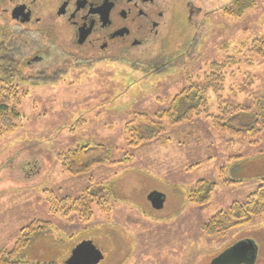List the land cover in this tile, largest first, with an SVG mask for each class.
Listing matches in <instances>:
<instances>
[{
    "label": "rangeland",
    "instance_id": "1",
    "mask_svg": "<svg viewBox=\"0 0 264 264\" xmlns=\"http://www.w3.org/2000/svg\"><path fill=\"white\" fill-rule=\"evenodd\" d=\"M12 1L0 0V44L4 34L18 30L10 15H3ZM234 1L194 0L202 14L189 34L194 37L189 57L158 74L144 76L105 63L26 66L22 60L33 55L37 41L32 50L9 44L20 61L13 82L26 95L16 130L0 137V249L10 250L22 227L44 219L52 226L32 237L19 256L23 264H66L75 246L87 240L102 248L104 257L97 264H264V212L223 233L208 235L201 228L218 211L244 202L264 177V57L248 51L253 40L264 39V0H254L237 18L223 10ZM175 43L172 55L179 53ZM229 56L237 63L224 67L223 102L251 109L248 114L257 117L260 127L253 139L217 131L201 115L172 126L165 118L159 136L151 138L146 127L141 133L147 139L131 145L126 123L135 119L133 125H148V118L182 88L199 83L211 63H224ZM58 57L53 52L49 61ZM207 97L209 112L217 113L216 96ZM137 113L148 118L134 117ZM85 144L106 145L113 163L68 175L57 154ZM222 168L225 178L236 182L223 183ZM199 179L216 184L202 205L186 197ZM44 189L58 197L89 190L103 195L110 211L94 204L88 222H67L48 214ZM153 191L164 197L160 210L152 209L147 198ZM241 243L252 245L251 263L246 251L237 255L239 261L223 259Z\"/></svg>",
    "mask_w": 264,
    "mask_h": 264
},
{
    "label": "trees",
    "instance_id": "2",
    "mask_svg": "<svg viewBox=\"0 0 264 264\" xmlns=\"http://www.w3.org/2000/svg\"><path fill=\"white\" fill-rule=\"evenodd\" d=\"M255 4L254 0H235L231 5L226 6L224 13L237 18L242 16L249 8ZM248 51L255 53L258 57H264V39L253 40ZM0 44V137L14 132L17 128L16 120L19 116L18 108L21 99L26 95L25 91H20L18 85L13 82L15 73L14 65L20 63L15 56L12 47H5ZM237 61L235 57L229 56L224 63H211L209 72H205L199 83H191L188 87L182 88L179 94L175 95L168 105L159 112L147 117L146 114L137 113L149 119L148 125H133L135 119L126 123L125 135L133 138L131 145H138L142 139L141 132L149 128L150 137L159 136L164 130L161 121L165 118L170 126L182 124L185 121H192L196 116L204 115L209 120L210 126L217 131L226 132L241 138H254L260 131L259 122L255 115H249L248 106L226 104L223 102L224 92L223 70L229 64L234 65ZM211 94L216 96L219 103L218 112H209L208 97ZM248 116H247V115ZM247 119V121H246ZM78 124V123H77ZM76 124V125H77ZM150 137L148 139H150ZM135 139V140H134ZM252 144V140L249 141ZM60 167L68 175L76 176L88 172L96 165L112 164L110 160V150L106 145H80L66 151L60 152L56 156ZM224 168V166H223ZM223 168L220 170V177L223 183L233 184L236 180L225 178ZM257 185L256 189L249 193L244 202H233L228 210L218 211L202 225V231L208 235L223 233L229 228L241 225L251 220L253 217L264 212V177ZM193 188L187 193V199L196 205L208 202L210 192L216 184L213 181L199 179L193 184ZM43 201L47 205L48 214L52 217L72 222L86 223L92 217V206L97 204L101 212L107 214L110 207L106 204V198L98 193L85 190L77 196L58 197L53 191L44 189L42 191ZM52 226L51 221L44 219H34L22 227L14 242V246L7 250L0 249V264H23L19 256L27 247L32 237L40 232L49 231ZM231 256L234 261H239L237 254L232 250L224 252V258ZM248 256L246 261L250 262ZM53 264V263H44Z\"/></svg>",
    "mask_w": 264,
    "mask_h": 264
},
{
    "label": "flooded vegetation",
    "instance_id": "3",
    "mask_svg": "<svg viewBox=\"0 0 264 264\" xmlns=\"http://www.w3.org/2000/svg\"><path fill=\"white\" fill-rule=\"evenodd\" d=\"M15 7L21 8L17 20L11 17ZM201 14L194 0H13L3 15H10L18 30L2 41L15 50H32L37 41L33 55L22 60L26 66L105 63L147 76L188 59L194 39L189 34L199 27ZM25 15L28 20L21 22ZM172 40L177 55L169 52ZM53 52L59 59L49 61Z\"/></svg>",
    "mask_w": 264,
    "mask_h": 264
},
{
    "label": "water",
    "instance_id": "4",
    "mask_svg": "<svg viewBox=\"0 0 264 264\" xmlns=\"http://www.w3.org/2000/svg\"><path fill=\"white\" fill-rule=\"evenodd\" d=\"M20 11V7H15L12 10L11 17L17 20L20 16ZM28 18V15H25V18H22L21 22L27 21ZM147 198L152 208L156 210H160L162 208L164 203V197L162 194L153 191L147 196ZM233 250V252L237 255L243 253L244 251L248 252L249 255H251V253H254L252 245L250 243H241L239 245H236ZM253 256L254 254H252L251 257ZM103 257L104 254L102 252L101 246L94 240H87L75 246V248L71 251V255L66 260V264H97Z\"/></svg>",
    "mask_w": 264,
    "mask_h": 264
},
{
    "label": "crops",
    "instance_id": "5",
    "mask_svg": "<svg viewBox=\"0 0 264 264\" xmlns=\"http://www.w3.org/2000/svg\"><path fill=\"white\" fill-rule=\"evenodd\" d=\"M253 253H251V256H252ZM254 256L253 257H250L251 261L253 260Z\"/></svg>",
    "mask_w": 264,
    "mask_h": 264
}]
</instances>
